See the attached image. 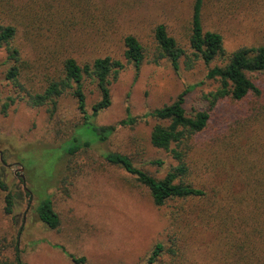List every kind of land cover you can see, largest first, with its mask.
Returning <instances> with one entry per match:
<instances>
[{"label": "rangeland", "instance_id": "374dc122", "mask_svg": "<svg viewBox=\"0 0 264 264\" xmlns=\"http://www.w3.org/2000/svg\"><path fill=\"white\" fill-rule=\"evenodd\" d=\"M55 1L0 0V21L17 25V42L32 66L24 76H32L39 85L65 57L85 62L111 55L126 66L112 81L111 105L89 122L116 125L128 113L137 121L118 125L100 142L91 125H83L77 99L71 94L59 99L53 115L47 106L32 107L6 79L11 62L5 48L0 49V179L15 197L14 212L8 215L4 211L6 191L0 188V262L17 264V244L26 264H77L68 254L85 257L84 264H146L158 242L166 247L175 242L177 255L166 252L156 264H221L216 224L197 217L210 205L188 198L158 206L135 175L104 158L109 151L120 152L136 167L163 178L178 161L171 152L152 145L157 120L146 114L172 103L192 86L185 96L187 112L210 110L211 120L192 141L187 157L189 180L211 187L222 185L233 172L240 148L252 146L248 157H262V117L252 114L241 120L246 104L231 100L211 107L208 95L220 83L206 75L226 60L220 57L206 65L194 58L190 47L194 0H107L108 12L68 17L70 25L58 20L56 25L51 23L48 12L55 9L48 8ZM201 19L204 30L223 36L227 53L264 45V0H205ZM159 24H165L186 51L177 70L166 58L152 61L154 31ZM128 34L137 36L146 47L147 58L138 72L124 60L123 39ZM251 77L264 86V73ZM22 81L27 85L25 78ZM84 85L91 114L101 94L89 78ZM9 97L17 98L11 102ZM74 137L92 146L69 156L66 148ZM230 187L238 189L239 184ZM44 198L52 199L60 216L58 229L38 219L35 208Z\"/></svg>", "mask_w": 264, "mask_h": 264}, {"label": "trees", "instance_id": "16d2710c", "mask_svg": "<svg viewBox=\"0 0 264 264\" xmlns=\"http://www.w3.org/2000/svg\"><path fill=\"white\" fill-rule=\"evenodd\" d=\"M204 1L194 0L190 35L193 56L206 65L220 57L226 60L225 64L210 68L206 75L208 79L220 83L217 90L208 95L211 107L219 101L231 100L238 105L246 104L241 111V120L252 114L264 119V86L251 77L255 73H264V45L243 46L232 53H227L223 36L219 32L206 31L203 28L201 13ZM48 9H55L48 12L51 23L55 25L57 20L59 23L70 25L71 21L68 17L83 15L87 11L89 15H96L98 11L103 14L105 10L108 12L107 0H57L50 4ZM19 14L17 12V19ZM23 19L24 17L21 18ZM17 36V25L10 21H0V49L5 48L7 59L11 62L6 79L22 94L21 98H25L29 105L47 106L49 113L53 115L57 110L59 99L65 94H71L77 99L78 110L84 120L83 125H91L89 119L111 105V84L125 68L126 64L123 60L105 55L95 57L91 61L80 62L77 58L68 56L61 60L59 67L45 75L41 84L35 85L32 76L27 78L23 74L29 68V64L23 56L24 49L17 42ZM154 37L156 46L152 61L158 63L166 58L176 70L179 69L180 60L186 54L185 49L179 45L175 37L170 35L165 24L156 26ZM123 42L124 60L128 64H133L138 72L147 58L146 47L133 34L126 35ZM31 68L32 66L29 69ZM23 78L27 80V85L23 83ZM87 78L96 83L101 94V99L92 106L91 114L86 108L84 81ZM193 88L195 86L183 91L172 103L146 114L157 120L151 132L152 145L171 152L178 161V164L163 178H156L136 167L129 156L120 152L109 151L104 154V158L109 163L119 165L135 175L138 182L149 189L154 203L158 206L165 205L173 199L188 198L198 199L210 205L208 209L200 210L197 217L202 222L216 224L222 253L221 264H264V152L260 154L262 157L251 158L248 157L254 148L251 145L250 148L237 149L238 155L232 164L234 173L232 172L220 186L211 187L204 182L194 184L189 180L190 164L187 157L193 147L192 141L208 127L211 120L210 110H198L193 114L187 112L185 96L188 90ZM16 98L9 97V100L14 102ZM10 104V102L5 103V108ZM136 121L137 118L128 113L127 118L116 125L90 127L96 132L100 142H103L118 125H131ZM69 141L70 144L66 148V154L69 156H74L80 150L92 146L91 142H80L76 137ZM236 182L239 188L232 190L230 185L236 186ZM0 188L6 191L4 211L11 215L14 212L15 197L2 179H0ZM35 212L38 219L50 229H58L61 225L60 216L51 198L40 200ZM57 247L66 252L63 246ZM166 252L172 256L177 255L175 242L170 247L158 242L146 264H156ZM68 255L77 264L86 262L85 257ZM15 260L17 264H26L21 258L17 244ZM0 264L6 263L0 262Z\"/></svg>", "mask_w": 264, "mask_h": 264}]
</instances>
